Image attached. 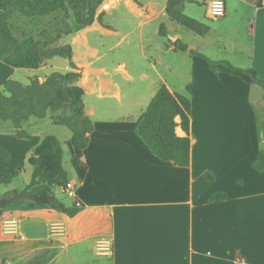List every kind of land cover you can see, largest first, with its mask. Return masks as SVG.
<instances>
[{
	"label": "crops",
	"instance_id": "1",
	"mask_svg": "<svg viewBox=\"0 0 264 264\" xmlns=\"http://www.w3.org/2000/svg\"><path fill=\"white\" fill-rule=\"evenodd\" d=\"M211 1L186 0L184 5L186 16L209 27L204 37L172 23L165 13L167 0L104 1L98 14L102 24L96 20L93 25L105 32L114 30L105 22L106 14L121 7L140 17L142 26L155 23L157 34L164 25L167 36L157 37L160 59L144 56L149 74H135L106 55L111 48L96 54L87 45L88 53L96 55L83 64L72 60L81 71L78 85L93 124L84 150L74 148L71 132L55 124L51 112L22 124L27 139L17 138L11 122H0V180L18 171L9 184L0 185V195L30 183L33 168L27 159L51 135L61 144L74 192L68 196L62 186L54 188V195L79 210L68 217L27 202L5 208L0 264H264V167H253L259 154L264 156V91L214 74L205 60L173 45L180 41L211 60L254 69L264 80V0H223L225 15L219 19L209 15ZM201 5L204 16H197L191 6ZM52 60L26 72L0 62V91L7 80L27 85L33 77L42 82L53 72L70 71L69 62L60 72ZM42 67L46 72L40 76ZM161 84L171 93L187 95L191 103L187 167L162 161L136 134ZM175 133L185 135L180 126ZM218 193L225 197L212 200ZM10 218L18 222L14 236L2 230V220ZM54 221L64 224L62 236H50ZM100 237L111 239V256L94 253V240Z\"/></svg>",
	"mask_w": 264,
	"mask_h": 264
},
{
	"label": "trees",
	"instance_id": "2",
	"mask_svg": "<svg viewBox=\"0 0 264 264\" xmlns=\"http://www.w3.org/2000/svg\"><path fill=\"white\" fill-rule=\"evenodd\" d=\"M105 0H0V14L8 16L18 13L21 16L34 18L51 15L57 11L63 14L64 33L56 32L52 36L43 32L41 39L32 36L24 39L15 38L7 24L0 18V62L15 69L37 70L46 61L53 58L66 59L70 71L53 72L44 81L37 77L23 85L15 80L4 82L0 91V122H11L19 139H27L22 131V124L30 118L43 119L48 112L53 115V122L68 128L72 134L71 142L77 150H84L88 144V135L93 124L84 110V90L78 85L81 78L80 69L73 63V51L69 44H57L63 35L71 34L68 20L73 19L77 27L86 28L97 20L102 24V14L97 10ZM139 4L138 0H134ZM186 0H167L165 13L168 19L185 27L194 34L204 37L209 27L184 14ZM158 34L167 36L164 25L159 26ZM175 50L189 52L190 55L206 61L214 74H227L238 78L249 85H256L264 91V80L251 68H238L228 61H214L197 51L176 41ZM186 92H190L188 86ZM190 114L191 103L187 95L171 93L161 84L150 100L143 117L136 127V134L146 146L164 162L178 167H187L190 163ZM176 118L180 119L177 123ZM180 126L185 133L179 137L175 128ZM79 162V157L76 158ZM33 168L30 183L22 190L8 191L0 195V217L8 206L27 202L39 206H49L52 210L68 217L78 213V208L66 207L54 195V188L62 187L67 182V174L63 168V150L60 142L51 135L45 136L34 148L27 159ZM257 171L264 167V156L259 154L253 164ZM18 174L14 172L0 180V185L9 184ZM212 180V176L206 175ZM224 194L212 196V200L223 199Z\"/></svg>",
	"mask_w": 264,
	"mask_h": 264
},
{
	"label": "rangeland",
	"instance_id": "3",
	"mask_svg": "<svg viewBox=\"0 0 264 264\" xmlns=\"http://www.w3.org/2000/svg\"><path fill=\"white\" fill-rule=\"evenodd\" d=\"M191 7L194 14H197V16H204V5ZM189 9L188 12L190 13ZM99 13L100 11L98 9L97 15ZM0 18L7 24L10 33L19 40L28 36H32L36 40H39L43 32H48L52 36H55L56 32L64 33L66 31V28L62 25L63 14L61 11H57L48 16L34 18L24 17L18 13H13L8 16L0 14ZM142 21L143 20L135 16L132 11L119 7L106 14L105 22L112 25L114 28L112 32H105L100 25H93L92 27L90 26L91 28L86 33H83L88 27H77L73 19L70 18L67 22L71 34L63 35L57 44H69L73 49L72 60L80 64H83L85 60H90V58H93L96 54L102 53L103 50L111 48L110 51L106 52V55L119 59L125 64L128 70H134L135 74L138 72L149 74L152 73V71L147 68V62L144 56L160 59L163 53L156 47L158 44V34L155 23L142 26ZM182 29L194 35L189 30H186V28ZM87 45L97 51L96 54L88 53ZM170 58L177 60L178 56L171 54ZM52 61L58 64L57 66H59L60 69L58 70L60 72H63L64 69L62 68L64 66H68V60L66 59L56 57L53 58ZM43 67L37 72L40 76L46 72ZM17 70L20 72L30 71L25 69ZM117 74L116 79H120L121 75ZM14 77L24 79L25 75H15Z\"/></svg>",
	"mask_w": 264,
	"mask_h": 264
},
{
	"label": "built area",
	"instance_id": "4",
	"mask_svg": "<svg viewBox=\"0 0 264 264\" xmlns=\"http://www.w3.org/2000/svg\"><path fill=\"white\" fill-rule=\"evenodd\" d=\"M209 15L213 19L222 18L225 15V3L223 0H213L208 5ZM64 192L68 196H73V186L70 182H66L63 186ZM2 230L5 235L14 236L18 233V222L13 219L2 220ZM50 236H62L65 232L64 224L54 221L49 227ZM93 251L97 256L109 257L112 255V241L109 238H96L93 243Z\"/></svg>",
	"mask_w": 264,
	"mask_h": 264
},
{
	"label": "water",
	"instance_id": "5",
	"mask_svg": "<svg viewBox=\"0 0 264 264\" xmlns=\"http://www.w3.org/2000/svg\"><path fill=\"white\" fill-rule=\"evenodd\" d=\"M173 41L175 42V40L173 39Z\"/></svg>",
	"mask_w": 264,
	"mask_h": 264
}]
</instances>
